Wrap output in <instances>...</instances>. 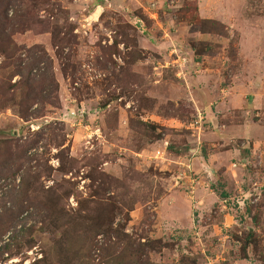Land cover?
<instances>
[{
  "label": "rangeland",
  "instance_id": "obj_1",
  "mask_svg": "<svg viewBox=\"0 0 264 264\" xmlns=\"http://www.w3.org/2000/svg\"><path fill=\"white\" fill-rule=\"evenodd\" d=\"M35 1L28 3L35 9L34 18L19 16L10 29L22 49L19 67L36 90L25 91V97L17 90L16 104H0V138L26 142L38 136L39 141L14 178L0 179V217L10 212L15 217L10 230L1 235L0 247L18 248L11 257L4 254L0 264H34L45 253L48 264H59L56 251L67 259L72 243L70 233L46 210L31 205L16 217L26 171L42 173L39 184L58 186L62 197L73 192L68 199L63 197L61 206L75 222L84 220L77 213L79 199H88L95 191L96 201L102 200L101 208L96 203L83 205L82 215L91 219L79 227L84 231L78 237L80 245L89 236L86 231L124 229L137 241H161L149 252L156 264H179L182 254H191L198 264H264V0H196L199 17L225 25V38L202 34L198 26L179 19L183 0ZM154 13L159 18L153 20ZM136 19L142 20L144 32ZM27 22L29 27L18 31ZM125 37L131 42L128 48L121 43ZM117 38L121 53L109 56L106 51ZM202 44H210L211 50L203 51ZM136 46L137 62V56L129 57ZM174 50L187 58L183 69L172 57L167 59L169 52L175 56ZM4 63L0 57V66ZM3 74L0 71V81ZM20 79L17 75L12 83ZM34 92L41 98L31 110L39 106V111L44 97L49 104L42 116L23 121L17 115L20 102L32 103ZM200 118L201 131L189 130ZM142 123L159 128L147 137ZM215 132L224 133L225 138H219L222 144L212 135ZM238 132L240 137L233 136ZM61 142L74 159L66 173L57 170L55 147ZM215 149L237 150L228 160V171L223 169L217 177L207 171L198 179L187 170L195 158L199 172ZM99 173L111 178L104 192ZM199 180H207L202 204L193 198ZM171 196L177 197L182 208L178 211L186 217L184 227L176 228L186 230H178L176 236L165 230L164 238L157 239L156 229H176L166 223L165 213L159 214ZM100 220L103 228L97 224ZM33 227L35 232L28 237L35 245L28 249L24 238ZM248 232L258 234V248L243 249ZM108 238L104 233L96 237L91 253L95 264L101 249L109 246ZM111 240H116L114 235Z\"/></svg>",
  "mask_w": 264,
  "mask_h": 264
},
{
  "label": "trees",
  "instance_id": "obj_2",
  "mask_svg": "<svg viewBox=\"0 0 264 264\" xmlns=\"http://www.w3.org/2000/svg\"><path fill=\"white\" fill-rule=\"evenodd\" d=\"M184 5L181 7L178 11V18L181 20H187L190 23L198 26L200 28V31L202 34H209L218 36L221 38H225L227 36V31L225 25H223L221 22L211 20V19H201L199 17V5L196 0H183ZM34 2H36L34 0ZM30 3V0H0V57H2L5 60L4 64H1L0 71H4V74L2 76V80L0 81V104L1 106H4L7 103H17L15 91L17 90L21 91L22 96L25 97V91H29L30 89H33V91L36 90V87L34 84L31 83L29 77H25L21 71V68L19 67V61H20V53L22 51L21 47L17 45L15 40L13 39V31L10 29L12 26L14 27L16 25V20L19 16H23V18L27 19V21H30V18H34V7L31 5H28ZM28 5V6H27ZM27 6V7H26ZM36 6L37 3H36ZM20 7V8H19ZM26 7V8H24ZM12 8H17L15 10L16 13L12 14L11 17L9 16L10 11ZM20 9V10H19ZM138 16V15H137ZM139 18L144 19L145 22L150 24V21H148L147 17L143 15H139ZM13 22L15 25H13ZM21 26V27H20ZM18 31L24 32V28L29 27V23H22L20 25ZM121 41H118V38L115 39V43L113 47H110L106 52L110 53V55L113 54H120V50L118 49V45ZM124 46L128 48L127 46L130 45V40L125 37V39L122 40ZM203 51L211 50L210 44H202ZM138 47H135V50L131 53L129 57H132L134 55L137 56V60L140 58V55L138 54ZM59 54H63V51L60 50ZM132 59V58H131ZM130 61V60H129ZM128 61V62H129ZM133 61V59H132ZM17 75H21V79L19 82H13V78H15ZM42 94V93H41ZM52 95V94H51ZM34 101L32 103L24 104L20 102V106L22 107L20 113L17 115L23 120V121H30L31 119H34L35 116H42L45 109V104H49V99H46L44 97L45 102L41 105V109L38 111V107L34 110H31L33 104L36 101V104L39 103V98L41 96L34 92L33 94ZM49 98H52L50 96ZM51 104V103H50ZM54 104V103H52ZM51 104V105H52ZM19 105V104H18ZM143 126V127H142ZM141 129H144L145 136L149 137L152 136L153 132L156 131L159 127L154 125H149L142 123ZM45 127L43 126L42 131ZM40 130V131H41ZM36 133V135L41 134V132ZM12 133V132H11ZM13 135V134H12ZM22 141L23 144H19ZM37 138L24 142L23 138L16 139L15 137L12 138H0V179L7 177H15L17 172L21 170V168L24 166V163L26 160H30V157L27 156L29 150L35 146V143H37ZM64 143H58L56 144V147L59 151L56 155V159L59 161V167L58 171L61 173L69 172L68 166H70L69 163L74 161V159L69 154L68 147H64ZM46 154V150H45ZM49 160L46 161L45 166L48 164ZM48 170H50V174L53 171V168L48 166ZM99 179L101 186L103 188V192L107 190L109 186V181L111 178L107 176L104 173H99ZM41 175L38 173H31L30 171H26L21 178V189H20V198L18 203V213L16 217L20 216L23 212L31 208V205L35 207L38 211H44L46 210L48 213L49 218L52 216H55L56 224H59L58 222H61L62 226L66 229V233L68 234L69 238H71L72 243H69L68 245V255L66 254L67 259H62V255L59 254V251H56L57 257H60L57 262L59 264H73V262L79 261L80 264H95V257L93 260V256H91V253L93 251L95 240L98 234L104 233L109 238V246L104 247L103 250L98 247V249H101L102 253L98 256L99 260L97 261L98 264H156L150 261L149 258V252L155 250V246L160 245L158 243H161L160 240H148L145 242L137 241L134 238L131 237V235L127 234L124 229H109L108 231H100V229H94L90 231H86L87 237L86 240L82 242L80 245L79 238L84 233L81 232L83 229H79L81 225H83V221L86 219H91L89 215H82L83 205L88 202L90 206L94 203L99 205V208L103 207L102 200H97V196L95 191H91L92 195L89 196L88 199H79V208L77 210L78 216L80 218H83L84 220L81 222H75L71 219V216L68 215L65 212V209L61 206L63 202V197L65 199H68L73 192L69 191L64 193V196L60 195V190L58 186L45 188L43 185L39 184V180L41 179ZM91 179L94 182H98L97 179L93 177V175L90 176ZM154 185V184H152ZM94 186V185H92ZM40 187V188H38ZM95 188V187H94ZM93 188V189H94ZM112 199V198H111ZM114 199V198H113ZM116 200V199H115ZM27 202V204H25ZM29 203V205H28ZM89 206V207H90ZM108 206L111 207V204ZM116 206L117 205H112ZM88 207V208H89ZM119 208V207H118ZM110 209V208H109ZM121 210V209H120ZM112 212V210H111ZM90 214V213H89ZM68 216V217H67ZM114 217V215H113ZM112 217V219H113ZM15 219L14 215H11V212L5 216L0 217V237L1 235H5L9 230L11 223ZM67 219L66 221H64ZM109 219H111L109 217ZM76 220V219H75ZM73 221V223H71ZM99 225L104 226V222L97 221ZM255 226L258 225L257 221L253 222ZM103 228V227H102ZM37 231V230H36ZM27 235L24 238V241L27 243V248L32 249L35 245V241L28 237L31 236L32 232H35V228L27 229L26 231ZM71 235V237H70ZM75 236V237H72ZM114 235L115 241L112 242L111 236ZM29 238V240H28ZM243 243V249L245 250L247 246L253 245L255 248H258V245L260 243L259 236L257 233H246V236L242 240ZM20 244V243H18ZM98 243H96L97 245ZM80 245V246H79ZM99 245V244H98ZM17 246V245H16ZM19 246V245H18ZM79 246L78 248H75ZM74 249V250H73ZM97 249V248H96ZM18 248L14 247L13 244H5L0 247V262L5 261L2 259L4 254H9V257L13 256L14 253L18 252ZM16 255V254H15ZM245 259L247 258L246 252L243 256ZM264 260V259H263ZM50 263L49 255L48 253H45V257L42 259L36 261L34 264H48ZM179 264H198L197 259L192 256L191 254H182L179 259Z\"/></svg>",
  "mask_w": 264,
  "mask_h": 264
},
{
  "label": "crops",
  "instance_id": "obj_3",
  "mask_svg": "<svg viewBox=\"0 0 264 264\" xmlns=\"http://www.w3.org/2000/svg\"><path fill=\"white\" fill-rule=\"evenodd\" d=\"M98 8L99 7H101V8H103L102 6H97ZM154 18L153 17H151L153 20H155V19H157V17L159 18V15L156 13V14H154ZM159 22V21H158ZM159 24L160 25H162V26H164L165 24L164 23H162V22H159ZM147 28V31H149L150 30V28L149 27H146ZM164 28V27H163ZM146 31V32H147ZM164 32V35L166 34V33H168V30H164L163 31ZM142 34H144V33H142ZM171 35V34H170ZM163 39H165L164 37H163ZM143 40H145V39H143ZM167 41V40H166ZM168 42V41H167ZM166 42V43H167ZM153 45V44H152ZM162 51H160V53H161ZM172 56H171V54H170V52H169V54L167 55V59L168 58H171ZM240 133L241 132H238V133H233V134H235V135H233V136H236V137H240L241 135H240ZM222 134H224L223 132L222 133H218V132H215V133H213L212 135L214 136V138H216V140H219V138H225V136H221ZM232 135H227V138H230ZM235 137V138H236ZM208 138V137H207ZM211 139V138H210ZM209 138H208V140H210ZM221 140V139H220ZM219 140V144L221 143L222 144V142ZM211 141V140H210ZM227 141V140H226ZM216 144H217V142H215ZM216 144H214L213 146H215L216 147ZM214 147V148H215ZM218 149H215L214 151V153H212V154H210L208 157H207V160L206 159H204V163L203 164H201V170L198 172V170H199V163H195L196 162V159L194 158L193 160H192V162H193V165H191L190 167H189V165H186L187 166V168H189V169H187V170H189V171H192V172H195L194 173V176H197L198 177V179H199V177H201L200 175H202V177L204 176V174H205V172H207V171H210V173H211V175H213V176H215V177H217L218 175H219V172L220 171H222L223 169L225 170V168H226V170L228 171L229 170V168H231L230 167V164L231 163H229L228 164V160L229 159H232L233 157H235L236 156V153H237V150L235 149V150H228V151H221V152H218L217 151ZM245 152H247V151H244L243 153H245ZM189 154H191V151H190V153ZM192 155H193V153H192ZM246 155V154H245ZM244 155V156H245ZM190 158V156H188V158L187 159H185V162L186 163H189L190 161L188 160ZM199 162H201L200 161V159H199ZM192 164V163H191ZM195 165H197V166H195ZM224 166V167H223ZM193 170H192V169ZM198 172V173H197ZM191 185H193L192 183H189V181H188V186H190V188H192L191 187ZM195 186H196V191H195ZM192 189H194V191L196 192V197H193V198H195L196 199V203L198 202V200H201V201H199L198 203H200V204H202L203 202H205V199H203V195H202V192L203 191H205V189L207 188L206 186H207V180H199L198 182H197V184L195 185ZM204 194V193H203ZM170 198V197H169ZM183 200V199H182ZM179 204V200H177V197H175V198H173L172 196H171V198L169 199V201H168V203H166V206L163 208V205H161L162 206V211L159 213V214H161L162 213V215H164L165 216V214L168 216V217H166V219L168 220V221H166V223H168L169 224V226H171V227H175L176 228V226L178 225L179 227L178 228H182V226L184 227V225H185V223H184V221H185V219L184 218H186V217H183L182 216V214H180V209L182 210V208H179L180 206L178 205ZM200 208V207H199ZM179 210V211H178ZM165 213V214H164ZM180 215L183 217L182 219H181V222H180V220H179V217H180ZM188 215V212L186 213V216ZM160 217H161V215H160ZM162 218V217H161ZM165 219V218H164ZM157 230V232L155 233V234H157V239H161V238H164V233H163V231H168V232H171L172 233V235L173 236H176L177 234H179V232H178V230H186V229H156ZM222 230V229H221ZM173 233H175V234H173ZM216 233H218V231H217V229H216ZM219 234V233H218ZM156 240V239H155ZM244 261H246V259L244 260ZM209 264H211V263H209Z\"/></svg>",
  "mask_w": 264,
  "mask_h": 264
},
{
  "label": "built area",
  "instance_id": "obj_4",
  "mask_svg": "<svg viewBox=\"0 0 264 264\" xmlns=\"http://www.w3.org/2000/svg\"><path fill=\"white\" fill-rule=\"evenodd\" d=\"M150 10H152V8ZM154 14H156V13H154ZM135 24L139 25L140 28H142V32H144V29H143L144 24H143L141 19H136V23ZM173 52L175 53V56H172V58H173L172 61L177 64L176 67H178L180 69H183V66L186 65L187 58L186 57H182L180 55H177L176 54V50H174ZM180 72H182V70ZM201 120L202 119L200 118L198 122H196L194 124H191L190 127H189V130H192L193 132H194V130L200 132L201 131V126H200Z\"/></svg>",
  "mask_w": 264,
  "mask_h": 264
},
{
  "label": "bare ground",
  "instance_id": "obj_5",
  "mask_svg": "<svg viewBox=\"0 0 264 264\" xmlns=\"http://www.w3.org/2000/svg\"><path fill=\"white\" fill-rule=\"evenodd\" d=\"M99 12V11H98ZM96 20H97V18H96Z\"/></svg>",
  "mask_w": 264,
  "mask_h": 264
}]
</instances>
